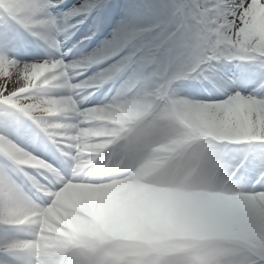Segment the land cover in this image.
<instances>
[{
	"label": "snow or ice",
	"instance_id": "1",
	"mask_svg": "<svg viewBox=\"0 0 264 264\" xmlns=\"http://www.w3.org/2000/svg\"><path fill=\"white\" fill-rule=\"evenodd\" d=\"M109 20L118 23L102 48L66 63L70 57L61 49L67 45L59 37L87 21L83 44ZM0 26V107L12 117L0 122V264H64L74 249L62 242L48 251L46 225L42 230L32 218L80 184L74 170L79 138L113 134L93 117L122 100L160 88L181 98L174 88L179 80L208 93L199 102L181 99L204 116L209 148L244 175L247 192L264 194V71L242 79L225 67L251 62L264 70V0H0ZM22 32L59 55L28 62ZM101 61L108 64L94 80L73 82L77 70ZM105 85V100L84 107L80 91L92 95ZM41 141L59 153L61 164L39 158L34 145ZM14 176L31 185V195ZM257 255L264 264V245Z\"/></svg>",
	"mask_w": 264,
	"mask_h": 264
},
{
	"label": "bare ground",
	"instance_id": "2",
	"mask_svg": "<svg viewBox=\"0 0 264 264\" xmlns=\"http://www.w3.org/2000/svg\"><path fill=\"white\" fill-rule=\"evenodd\" d=\"M54 14L58 16L63 15L62 13ZM117 23L118 21L109 20L103 31L98 30V37L102 36V40L93 46L92 51L88 54L89 58H91L93 53L98 49L102 48L106 40L111 38ZM85 25L80 27V32L84 31L87 33L88 30ZM44 31L49 39L51 36L54 39L58 38L55 34L47 32V30ZM78 35L79 34L73 36V34L69 32L66 37H59L67 45V47L61 49L66 56L70 57L66 59V63H74L87 59V56L84 54L80 56L86 49L85 45H80L75 48L76 43H74V41L77 40ZM69 49L71 50L70 53ZM22 50H24L22 53L24 58L26 60L28 59V62H35V59L41 58L47 59L50 56L55 58L59 55L55 50L52 52L31 50L27 42L26 47ZM30 56L31 58H28ZM107 64L108 61H105L104 65L106 66ZM232 67L234 68L233 74L242 79L256 78L261 74V71H264L259 70L251 62H234ZM94 69H96L94 64H91L83 70L85 74H83L81 70H77L73 82H88L87 77L90 73H92V75L89 76V80H93L96 78ZM99 73L100 72H98V75ZM174 88L181 98H195L198 102L201 100L202 92L204 95L208 94L202 89L194 87L192 82L187 80L176 81ZM87 91L86 89L81 90L78 96V99L83 102V106L88 103L92 104L96 102L100 105V102L104 101L108 96L110 89L108 87L104 92L96 91L92 95H88ZM181 98L176 107L181 105L180 109L184 117L188 120L190 124L189 127L191 123L195 121L202 128L205 124L204 116L192 112L182 102ZM172 100V97L169 96L168 92L163 88L147 91L120 101L119 106L116 107L119 112L118 119L109 116H102L101 118H107L108 121L105 122L119 129L129 128L133 124L142 122L141 129L145 132L143 138H147L152 135L158 122L171 121L175 124L177 129L183 128L177 125L175 121L180 119V111L179 113L173 112L171 117H167V120H156L152 123H148L149 118L154 115L158 106L167 103L170 104ZM94 105L96 106V104ZM92 106L93 105H90V107ZM4 112V108L0 107V122L11 118L6 116ZM111 120L117 121L121 126ZM111 135V133L93 134L88 137L98 140L102 136ZM210 138L209 135L205 137L185 136L182 141V146L190 150L195 145L202 143L204 140H209ZM41 145L42 143L38 142L34 147L40 152V156L44 157L46 153L42 150ZM164 150L168 151L167 148ZM93 153L94 152H86L84 155L86 157H96ZM50 156L52 162L55 161L57 164L62 163V159L54 155ZM87 163H89V161L85 162V166H87ZM146 163L150 164L152 161H147ZM63 166L66 167V163H64ZM141 196L167 197L172 201L179 200L187 207L188 216L183 222H172L162 228L154 230L158 238L153 242L157 246L167 247L171 252L184 248V243L190 241H195L196 245L200 246L203 251L209 252V249H212V251L215 250L217 255L232 252L236 247L235 245H229L217 239L240 241L247 245L250 242H254L257 246L264 243V215H262V211L264 210L261 209V203H264V194L254 195L247 191H234L230 185H224L215 190L197 189L194 191H178L172 188L146 186L143 192H140L119 185H104L97 187L75 184L57 198L58 201H62L71 211H64L63 208L54 207L49 210L48 213L57 224L63 226V222H65L73 232L80 235V239L78 238V245L75 246V248H88L91 244L97 242L109 243L115 240L134 241L145 234L144 222L140 219L139 213L134 210ZM83 212L95 216L98 222V228L83 215ZM43 225H46V233H49V229H53L58 233L53 235L62 237L63 242H70L66 238L68 233L64 230V226L57 227L47 220L43 222ZM81 244L85 245V247H82ZM58 245H61V243H54L50 245V247L55 251Z\"/></svg>",
	"mask_w": 264,
	"mask_h": 264
},
{
	"label": "clouds",
	"instance_id": "3",
	"mask_svg": "<svg viewBox=\"0 0 264 264\" xmlns=\"http://www.w3.org/2000/svg\"><path fill=\"white\" fill-rule=\"evenodd\" d=\"M102 116L118 119L119 112L117 108L109 107L93 117L98 127L110 128L113 132L111 136H102L98 140L88 136L79 138L74 170L80 184L97 187L119 185L140 192L146 186L194 191L215 190L224 185H230L234 191H246L244 175H238L229 162L218 158L215 151L209 148L208 140L190 150L182 146L185 136L208 135L195 121L190 127L181 129H177L171 121L158 122L152 135L141 139L136 132L120 131L118 127L100 119ZM156 120L154 115L149 118L148 123ZM86 152H97L98 155L86 157ZM86 161H89L87 166ZM147 161L152 163H146ZM32 164L37 168L48 167L36 160ZM49 207L71 211L62 201L54 202V206ZM134 210L139 213L145 225V234L138 240L97 242L88 248H75L65 258L64 264H260L257 251L264 243L257 246L250 242L248 245L236 246L232 252L216 256L205 255L195 243L181 254L159 248L153 242L158 238L154 230L172 222H183L188 216L187 207L179 200L141 196ZM32 219L40 222L38 226L42 230L45 220L63 227L52 219L48 211L43 216ZM64 230L68 231L66 228ZM62 242V237L46 233L48 251H53L50 245Z\"/></svg>",
	"mask_w": 264,
	"mask_h": 264
},
{
	"label": "rangeland",
	"instance_id": "4",
	"mask_svg": "<svg viewBox=\"0 0 264 264\" xmlns=\"http://www.w3.org/2000/svg\"><path fill=\"white\" fill-rule=\"evenodd\" d=\"M76 32H78V30L76 31ZM84 35H86V34H84V33H80V37H79V39H81ZM80 41V40H79ZM92 49H93V47L92 46H88V49L85 51V53L86 54H89L91 51H92ZM87 59H89V57L87 58ZM86 59V60H87ZM28 61V60H27ZM104 63H105V61H101L100 62V66L99 67H97L98 69H97V71L98 70H100V71H102V70H104V68H105V65H104ZM83 74L85 73L84 71H81ZM91 74H89L88 75V77H87V80L89 81V76H90ZM96 76H98V74L96 73L95 74ZM95 79V78H94ZM93 79V80H94ZM179 99L180 98H177V99H175V100H172L171 101V103L169 104V103H167V104H165V105H161V106H158V109L156 110V112L154 113V115H156L157 116V118H159V120H163V119H167V117H171L172 116V113L174 112V113H179V111H180V119H177V120H175L176 121V124H178L179 126H181V127H183V128H188L189 127V122H188V120L184 117V115L182 114V111H181V105L179 106V107H176L177 106V103H179ZM94 104H96V106L97 105H99V104H97V103H92V104H90V105H93V106H95ZM86 107H90L89 105H87ZM100 119H102V120H104V121H108V119L107 118H101L100 117ZM111 121H113L114 123H116V124H118L117 123V121H114V120H111ZM118 125H120V124H118ZM120 131H122L123 132V130H121L120 129ZM139 136H141V135H139ZM85 185H88V184H85ZM92 186V185H91ZM87 218L89 219V221L91 222V223H93V224H95L96 225V227L98 228V222L96 221V218H95V216L94 215H89V214H87ZM63 223H65V222H63ZM65 228H67L69 231H67V233L69 234V236H67V239L68 240H70V241H74V240H76L77 238H78V235L75 233V232H73L70 228H69V226L68 225H66V223L63 225ZM49 233L50 234H55L56 232L53 230V229H49ZM218 241H224V242H226L227 244H229V245H235V246H244V245H247V244H245V243H243V242H240V241H229V240H223V239H217ZM190 243V244H189ZM193 243H195V241H190V242H187V243H184V248H181V249H177V250H175V252H173V254H176V253H182L183 251H185V250H188L189 248H190V246L193 244ZM196 244V243H195ZM60 245H58L57 247H59ZM83 246H85V245H83ZM159 248H161L162 250H165V251H169L168 250V248L167 247H162V246H158ZM204 253H205V255H207V256H216L217 255V253L215 252V250H213L212 251V249H209V252H206L205 250H204Z\"/></svg>",
	"mask_w": 264,
	"mask_h": 264
}]
</instances>
